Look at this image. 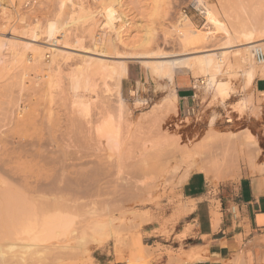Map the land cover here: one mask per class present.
Masks as SVG:
<instances>
[{"label":"bare ground","instance_id":"6f19581e","mask_svg":"<svg viewBox=\"0 0 264 264\" xmlns=\"http://www.w3.org/2000/svg\"><path fill=\"white\" fill-rule=\"evenodd\" d=\"M94 1L97 4L90 5L89 0H80L78 6H76L73 0H68L64 4L63 9L70 7V11L66 13L65 9H62L66 13L63 18L61 17L63 12H61V16L59 15L62 19H58L60 18L58 16L56 18L57 20H49L44 26L40 24H35L34 26L25 24L27 27L25 32L31 35V37L33 36L34 39H38L42 34L45 35L46 42H44V45L37 47H32L33 45L27 47L25 45L29 50L28 52L31 50V55L36 60L33 61L35 63L37 62L35 65H41V71L47 66L45 63L46 59H44L46 50H50L54 57L52 59L58 63L60 59L62 62L70 60L69 54L66 55L67 52L64 54V51L61 50L63 47L61 49L58 47L63 45L67 46L68 44L71 46L72 43L73 46L82 47L84 41L79 38L80 36H76L74 40L72 39L73 42L70 43L69 38L71 36H68L70 32L67 33L70 30L69 28L67 30V27L70 26L69 24H76L80 19L81 23L84 20V24L85 21L88 24V29L91 30V36L94 38L92 41L95 40V43L93 42L95 45L94 50L97 52L109 54L110 51H107V46L110 45V42L107 45V40L113 34L115 35L114 39L119 40V43L124 40L125 34L123 30L127 26H130V18L126 14H120L117 10L119 6H116V8L111 4V0ZM94 1L92 0V2ZM193 1L197 8L204 11L206 21L204 26L207 28L206 30L211 31L214 29L216 31L217 28L225 29V26H223L225 22L219 20L220 16L218 17V15L220 14L217 12V7L211 5L207 0ZM227 1L229 2V0ZM227 1L225 0L224 3ZM233 1L231 2L232 4L236 3ZM109 2L111 5L108 4ZM246 2L250 3V5H247ZM222 6L224 4L221 5L220 9ZM234 9H236L234 12L238 15L237 18L241 19V27L239 30H234L235 32L232 31L233 33L229 32L223 46L244 47L245 54L242 56L241 65L239 64V72L243 78L244 91L253 88L256 78H264V57L262 59H258L257 57L259 51L264 54V0H238L237 6ZM223 10L221 9V11ZM188 16L183 15L179 20V26L183 29L196 32ZM226 17L229 19V14ZM98 30L102 31L99 32ZM91 36L90 39L92 38ZM113 42L115 45L116 41L113 40ZM5 44H8V41L3 40V37L0 38V49ZM191 44H193L192 41H185V52L191 50V47H189ZM27 49L25 50L27 51ZM204 49L199 51L195 49L194 52H199V54L196 53L197 55L194 54V56L186 57L176 56L177 58H171L173 56L169 57L171 53L168 54L169 52L162 51L163 49L151 52L137 51V53H133L131 50L132 52L128 53L129 56L127 55V57L137 58L138 61L140 58L145 57L156 58L150 61L143 60V64L146 63L150 67L157 79L164 78L168 80L170 86L174 81L176 73L185 70L191 71L197 80L204 77V80H201V84H197L198 82L195 83V88H201V85L204 86V89L215 97L219 103L224 104L227 99L231 98L232 93H234V88H232L229 81L221 77L222 73H224L225 66H230L231 64L229 56L223 51L214 52L212 49L209 50L205 47ZM123 53L125 54V52ZM117 54L119 53L117 52ZM92 60L88 59L87 63L90 61L93 62ZM119 60L112 64L104 60H99L95 66L96 69L99 68L97 67L99 63L106 70L105 73L101 68L105 73L104 84L106 89L104 90L110 96L114 95L117 98V110H114L117 111L118 119L111 109L109 110L106 108L108 106L105 105L104 108L106 110L103 111V109L102 112L100 110L101 116L102 114L103 116L100 119L98 118L99 123L97 124L95 122L96 126H94L95 131L93 132L97 133L95 135L99 137V141H103L102 143L100 142L101 145L103 144L102 149L94 148L97 144L92 146L91 142L93 140L91 138L94 133L92 132L93 134L91 135L90 129L85 128V123L90 122L87 117L84 120L81 119L79 122L80 118H83L82 116L78 118L79 120L75 117L62 119L63 117L61 115V117L58 115L56 117V115L50 113L49 116L45 117V120L40 121L38 119L37 108H34L35 105H33V108H30L28 104L21 102L23 101V96H26L29 92H27V86L24 88V76L21 75L24 81L22 79L16 80L17 78L15 77H22L20 74L13 73L12 79H7L6 82L4 81V84L2 83V88L0 87V264H33L46 262L47 258L49 259L52 254L51 258L58 259L65 257L69 260L70 264L84 263L90 256L91 248L103 246L109 240L119 237L122 230L124 231L128 227H132V224L139 226L136 222L133 223V220L130 221L126 216L127 212L131 209L126 204L143 201V196L148 187L145 185V181L142 182L143 180L140 181L139 178L147 177L146 174L150 173L151 168L149 167L151 164L148 162H151L152 159L147 158L148 160L146 159L145 163V158L148 157L146 156L142 158L144 161L141 162H139L141 158H139L140 160L138 162H132L133 164L129 161L131 164L129 165L128 162L125 163L119 157V160H116L117 158L115 156L113 158V156L108 154L107 149H105V145L115 150V147L119 148L118 145L121 142L118 141L121 139H119V134H121L120 128L122 129V126H124L122 123L120 126V122L126 123L122 118L124 116L125 119L127 117L129 118L133 114L134 108H139L145 104V100H135L134 105L129 106L127 100L123 97L122 81L129 75V66L126 62L128 60ZM91 62L88 65L92 64ZM93 64L95 65V62ZM49 66H53V64ZM96 74H98V71ZM86 77L85 81L87 80L88 82L85 83L84 87L87 91L92 92L94 90L95 92L97 82L95 85V83H91L92 80H89L91 79L89 76L87 79ZM81 80L82 77L79 74L73 76L71 81V88L74 91L73 96L78 95V91L82 87ZM15 88L17 89V94L15 93ZM23 88L24 90L26 89V94L22 91ZM107 96L109 97V95ZM101 99L102 104H105L106 97H101ZM30 100L32 101V99ZM177 100V93L173 90L172 94L161 103L163 111L165 110L164 116H160L159 114L161 118L156 117L153 115L154 112L146 111V115L142 113V117L145 120H147L146 118L148 120L150 119L151 125L153 122L155 127L160 128L161 123L166 122L172 114H179ZM110 101L111 99L108 98L107 103L110 104ZM75 103L78 106L81 103L83 110L87 112L91 111L90 103L92 102L82 103L76 101ZM235 106V109L241 114L255 108L258 109V114H260L262 110L257 108L253 102L249 104L244 97ZM13 113L16 115L15 118L14 116L13 118L11 117L14 115ZM156 113H158L157 110ZM121 119L122 121H120ZM214 120L215 118H212L210 122L214 124ZM228 121H233V119L229 118ZM154 126H152L153 129H156ZM90 127L93 129L92 125ZM236 134L231 132V136L228 135L235 139L237 137ZM245 137L247 138V136ZM248 138L252 140L254 135L248 133ZM232 139L231 141L234 143L229 140L230 143L226 147V143H222L224 146L222 145L220 150L219 142L217 144L218 139H213L212 142L209 140L211 142L209 143L211 144L210 148L214 149L201 156L204 159L206 158V160L203 159L205 162L203 163L209 175L218 174L224 167L228 169L233 164V167H235L238 154L232 153L236 146V142ZM177 141L179 142L181 140L178 138ZM255 143L257 144V141ZM216 146H218V150ZM111 153H113V150ZM154 153L156 155L158 151ZM240 154L243 155V159L245 160H253L251 151L247 152L246 150V153L241 151ZM123 155L122 158L125 157V160L129 158V156L126 157ZM126 164L129 166H125ZM233 176L235 175L233 174ZM87 206H90L88 210L90 211L91 217L80 222L77 220L78 214L76 215L74 212L76 209ZM125 216L129 221L125 220L126 218L124 219ZM218 221V217H216L214 219L215 225L218 224ZM153 223L152 220L146 219L142 224H139L143 227L144 225ZM130 229L132 230L133 228ZM62 238L65 240L68 239L65 244H59ZM51 250H54V252L52 253ZM139 256L141 257L140 254ZM143 257H146L145 252ZM134 258L137 259L135 255ZM130 264L136 263L131 262Z\"/></svg>","mask_w":264,"mask_h":264},{"label":"rangeland","instance_id":"374dc122","mask_svg":"<svg viewBox=\"0 0 264 264\" xmlns=\"http://www.w3.org/2000/svg\"><path fill=\"white\" fill-rule=\"evenodd\" d=\"M28 1L30 0H0V38L3 37V40L8 41V44H5L0 49V87L7 79H12L13 73L20 74V76L23 75L25 81L23 80V76H21L22 78L15 77L17 78L16 80L22 79L25 82L24 88L27 86V92L29 91V94H26V89L24 90L23 88L22 91L26 96H23V101L21 102L28 104L30 108H33V105H35L34 108H37L38 119L40 121L45 120V117L49 116L50 113L56 115V117L62 116V119L74 117L78 119L82 116L83 118H80V120L78 119L79 122L81 119L84 120L85 117H87L90 122L85 123L88 121L87 119V121L85 120V128L90 129L89 131L92 135L94 133L93 131H95L94 126H96V123H99V119L103 116V114L101 116L100 110L101 112L103 109V111L106 110L104 108L105 105L108 106L106 108L109 110L111 109L116 117L118 116L117 111H115L117 110V98L114 95L110 96L109 93L105 92L104 89H106V87L104 84V78L106 70L102 68L99 63L97 67L100 69H96L95 66L97 65V61L104 60L105 62L112 64L116 63L119 59H123L122 61L128 60L126 62L130 69V64L133 63L143 72L141 78L131 80V88H128V90L124 92L123 97L127 100L129 106L132 104L134 105L137 100H145V104L139 108H134L133 114H131L132 116L130 115L131 117L129 116V118L127 117L125 119L124 116L122 118L126 123L120 122V126L121 123L124 126H122V129L120 128L121 132L119 131L121 133L119 134L120 137L118 136L119 139L121 138L118 140L119 142L121 141L118 145L119 148L115 147V150L114 148H110V146L106 147L105 145V149L109 152L108 154L113 156V158L116 157V160H119V157L122 161H125V163L128 162L129 165H131L129 161L135 163L141 158L139 161L141 162L144 161L142 158L146 156L148 157L145 158V163L147 158L152 159L151 162H148L151 166L147 163L150 167L146 164L151 168V170L149 169L150 173L146 174L147 177L139 178L140 181H145L146 184H144L149 188L146 189L147 191L143 196V201L126 204V206L132 210L125 207L129 210L126 209L128 211L126 216L130 221L133 220L132 222H136L139 226L132 224L135 228L133 226L128 227L124 231L122 230L119 237L109 240L103 246L91 248L90 256L84 261V264H99L96 257H98V252L100 250L106 251L109 254L112 252L117 261H124L126 264H130V262H135L136 264H151L155 258L163 253H166L169 256H178L179 253L183 252L184 247L189 245V242L184 241L185 236H187L195 227L189 217L190 212L194 209V205L189 204L184 198L182 184L189 177L191 171H199L197 169L203 168L206 170L204 167V160H206V158L204 159L201 156L208 151H213L214 148H210L211 144L209 143H211L213 139H218L217 144L219 142L220 150V147L223 145L222 143H226V147L227 144L232 142L231 139H234V137L231 138L229 135L231 132H234L237 133V137H235L234 140L232 139L236 142L235 149H233L232 153H235L236 155L238 154L237 156L239 157L241 151L246 152V149L247 152L251 151L253 160L255 159L253 162L254 165H251L252 172L259 171L258 163L264 158V141L260 138L258 131L251 125V117H260L262 110L260 114H258V109L256 108L253 110L250 109L246 111L247 113L244 112L241 114L235 109V105L242 97L246 98L249 104L253 102L256 104L257 108L262 109L260 99L255 100L253 97V88L243 91V78L239 72V64L241 65L242 56L245 54L244 47L223 46L229 32L233 33L241 27V19L237 18L238 15L234 12V10L236 11L237 9V7L236 9L234 8L237 6L238 0H234L236 3H229L230 5L228 7L230 9L222 7V10L225 9L223 10L224 12L220 9V0H207L211 5L217 7V12L220 14L218 15V17L220 16L219 20L224 21L226 24H223V26H225V29L223 28L224 30L220 28H217L216 31L214 29L211 31L206 30L207 28L204 26L206 22L205 17L198 15L192 10L188 18L192 22L194 26L193 29L196 32L183 29L179 26V20L184 15L182 9L194 2L193 0H111V4L115 7H122H116L119 13L126 14L131 21L130 26H127V28L123 30L125 35L124 40L120 42L121 44L118 42L119 40L114 39L115 35L111 32L113 35L107 40V45L110 42V45L107 46V51H110L111 53L103 54L95 51V40L92 41L94 38L91 36V30L88 29L89 26L86 21L84 24V20H82L83 22L81 23L80 19L76 24H69L70 26L67 27V30L68 28L70 30H68L67 33L70 32V34H68L69 37L71 36L69 38V42L71 41L70 43L73 42L76 36H80L79 38L84 41V44L82 45L83 48L73 46V43L71 44L72 47L70 44H68L69 46L63 45L58 47L59 49L63 47L61 50L64 51V54L67 52L66 55L69 54L68 56L70 59L63 62L60 59L58 60V63L60 62L59 64L53 60L54 57L50 50H46L44 59H46L45 63L47 66L43 68L44 72L40 70L41 65L37 64L39 67L35 65L37 62L35 63L36 60L32 57L31 50L28 52L29 50L27 47L29 45H33L32 47L44 45V42H46L45 35L42 34L43 36L41 35L38 39H34L33 36L31 37V35L25 32V29L27 28L25 24H29V26H34L35 24L44 26L47 21L58 18L61 12L64 13L61 14L62 16L60 15L63 18V16L70 11V7L64 8L65 13L62 9L68 0H33L29 5L27 3ZM89 1L90 5L97 4L94 0V2H92V0ZM73 2L78 6L80 0H73ZM108 4L111 5L110 2ZM248 4L250 5V3H247V5ZM225 14H229V19ZM233 14L235 15L233 16ZM61 17L58 19H62ZM230 22L231 24H229ZM226 26L227 28L229 27L228 30H226ZM98 31L101 32L102 30ZM90 36L92 37L91 39ZM113 40L116 41L115 45ZM186 40L193 42V44L189 46L191 47L189 52L184 51V43ZM202 46L209 50L212 49L214 52L223 51L229 56L231 64L230 66H225L224 73H222L221 77L224 80L229 81L232 88H234V93H232L231 98L227 99L224 104L219 103L215 97L204 89V86L201 85V88H195V82L201 84V80H204V77L197 80L191 71L185 70L183 72L188 75L187 77L191 78L192 83L194 82V90L196 92L194 103L191 107H187L184 106L182 101H179L178 98L177 106L179 108V114H172L166 122L161 123L160 128H157V126L155 127L153 122L151 125L150 119L148 120V118H146L147 120H145V118L142 117V113L146 115V111H151V113L154 112L153 115L156 117L164 116L165 110L163 111L161 103L172 94L173 90H175V77L170 86L168 80L164 78L157 79L152 73L150 67H148L146 63H144L145 65L143 64V60L150 61L156 58L145 57L140 58L138 61L137 58L134 59L127 57V55L129 56L128 53H131L132 51L133 53H137V51H160L163 49L162 51L169 52L168 54L171 53L169 56H173L171 58H175L176 56L186 57L199 54V52H197L199 50H205ZM24 47H26L25 49H27V51ZM195 49H197L196 52H194ZM117 52L119 54H117ZM123 52H125V54ZM88 59H93V62H90L92 64L95 62V65L93 64L94 67L92 64L88 65L90 63H87ZM50 64H53V66H49ZM97 71L98 74H96ZM76 73L82 77V87L79 89L78 95L73 96L74 91L71 88V81L73 76L77 75ZM176 74L181 76L182 72ZM85 76H87L86 79L88 76L91 78L89 79L90 81L92 80L91 83L93 82L96 85L97 82L95 92L94 90L92 92L87 91L84 87L85 83L88 82L87 80L85 81ZM126 82L128 83V80H123L124 85ZM16 90L17 89L15 88V93L17 94ZM107 95H109V97ZM104 96L106 97V102H104L105 104H102L101 97L103 98ZM107 97L112 101H110V104L107 103ZM30 99H32V101ZM75 100L82 103L92 102L90 103L91 111L88 110L90 112H87L86 110H83L81 103L79 107L78 104L75 103ZM156 110L158 113H156ZM231 111L232 113H230ZM13 116L15 118L16 115L14 114L11 117L13 118ZM212 118H215L214 124H212L213 122H210ZM229 118L233 119V121H228ZM122 119L120 121H122ZM91 125L93 129H91ZM152 126L156 129H153ZM157 129L159 130L157 131ZM248 133L254 135V141L253 139L250 140L248 138ZM95 134L97 135V133H94L91 138L93 140H91L92 146L97 144L94 148L97 147L98 149H102L103 144L101 145V143L103 141H99V137ZM245 136H247V138ZM178 138L181 141L178 142ZM256 141L257 144L255 143ZM216 147L218 150V146ZM110 149L113 150L114 154L111 153L112 150ZM156 151H158V153L155 155L154 152ZM122 155L126 157L129 156V158H126L125 160V157L122 158ZM238 160L240 171L228 180H233L240 176L242 167L245 164H248V161L243 158H238ZM128 164L125 166H129ZM218 182L219 181L215 182V186L218 185ZM89 208L90 206L76 209L74 213L76 215L78 214L77 220L83 222L88 219V217L90 218ZM129 214L132 215L130 216ZM214 215H218L216 210L213 211V216ZM126 216L124 219L126 218L125 220L129 221ZM146 219H150L154 223L144 225L143 227L140 226V224ZM130 228L133 229L131 230ZM128 230L130 231L127 232ZM67 240L68 239L65 240L62 238L61 241H59V244H65ZM48 251L50 252V250ZM143 251L145 252L146 257H143ZM53 252L54 250L52 253ZM134 255L138 260L134 258ZM48 256L50 255L48 254ZM50 258H47L46 262L33 264H70L69 260L65 257H60L58 259L51 258V260ZM133 258L136 260L134 261Z\"/></svg>","mask_w":264,"mask_h":264},{"label":"crops","instance_id":"0c3cea01","mask_svg":"<svg viewBox=\"0 0 264 264\" xmlns=\"http://www.w3.org/2000/svg\"><path fill=\"white\" fill-rule=\"evenodd\" d=\"M220 1V6L227 8L225 5L232 2ZM130 65L132 70L129 68V75L123 79L128 83L124 85L122 81V95L131 88L132 79L143 76L135 64ZM187 76L184 72L181 76L176 74L174 88L179 101L191 107L196 92L194 82ZM253 97L260 99L262 114L251 117V125L264 141V78L255 79ZM241 155L238 158H243ZM238 158L235 167H224L218 174L209 175L204 168L190 172L182 184L184 198L194 205L189 217L195 227L184 238L189 245L178 256L163 253L151 264H264V158L258 163L259 171L252 172L255 159L246 160L248 164L242 167L240 176L228 180L240 171ZM214 210L218 215L213 216ZM216 217L219 221L215 225ZM96 260L99 264H126L103 250Z\"/></svg>","mask_w":264,"mask_h":264},{"label":"built area","instance_id":"2783aa9c","mask_svg":"<svg viewBox=\"0 0 264 264\" xmlns=\"http://www.w3.org/2000/svg\"><path fill=\"white\" fill-rule=\"evenodd\" d=\"M32 1H33V0L28 1V2H27L28 5H29ZM192 10H194L198 15H200V16H202V17H205V16H204V11H203L202 9L197 8L196 5H195L193 2L190 3L188 6L184 7V8L182 9V12H183L184 15L188 16ZM257 57H258V59H262V58L264 57V54H263L261 51H259V52L257 53Z\"/></svg>","mask_w":264,"mask_h":264}]
</instances>
